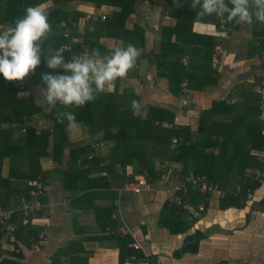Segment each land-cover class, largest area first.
<instances>
[{
    "label": "crops",
    "instance_id": "crops-1",
    "mask_svg": "<svg viewBox=\"0 0 264 264\" xmlns=\"http://www.w3.org/2000/svg\"><path fill=\"white\" fill-rule=\"evenodd\" d=\"M191 3L192 0H136L124 24L125 29L134 34L126 41L118 30L111 37L105 34L99 37L95 49L102 55L129 43L142 50L136 66L105 92L116 90L123 94L127 106H131L132 100L138 101L140 107L132 109V115L139 119H155L168 128L170 123H175L178 129L189 126L195 135L203 115L215 102L222 105L216 106L212 117L205 118L206 122L233 121L241 130L255 123L264 126V52L260 49L261 39L254 35V32L263 33V23L257 19L254 23L252 19L251 24H227L228 36L222 42L217 67L213 68L219 16L212 14L197 19L199 7L193 9ZM42 5L49 11L59 8L69 18H75L70 25L62 22L52 31L69 34L67 38L71 37V42L65 44L71 45L70 50L81 43L86 27L90 36H94L92 31H105L102 27L100 30V23L117 10L109 3L83 0L63 3L50 0ZM250 11L254 18L255 8ZM191 17H194L192 21ZM7 28L0 23V30ZM85 50L90 52L87 45L81 44L75 49V55H82ZM182 59L186 60V65ZM34 75L35 71L23 81H13L18 87L16 95L31 98L49 112L53 106L40 99L42 85L34 83ZM184 81L186 86L182 87ZM20 92L29 94L21 96ZM101 109V104L97 103L93 122L97 131L91 133L83 122H76L75 129L66 125L68 143L61 160L55 161L52 154L41 159L44 191L40 197L47 213L33 223L44 241L30 247L20 244L24 264H120L119 246L124 244L123 239L127 247L144 255L143 259L134 261L127 258L124 264H143L144 260L149 264H264V175L250 199L244 197L243 202L231 203L219 192H212L203 195L197 204V207L204 205L198 218L189 221L191 212L197 208L193 206L194 200L179 208L175 218L171 215L169 199L184 176V163L163 160L166 145L150 140L146 143L147 151L139 155L154 157L146 162L160 172L157 179L146 176V171L138 175L136 164L126 167L115 164L113 141L103 138L98 119ZM245 113L249 115L245 117ZM169 115L172 121H165ZM31 124L47 128L52 121L39 115ZM152 132H142V137L150 138ZM52 146L51 139L49 152ZM171 148H174L172 142ZM72 149L81 153L72 156ZM243 152L242 148L236 153ZM250 155L259 162L264 152L256 153L251 149ZM242 156L246 157L247 153ZM91 159L94 162L90 165L82 164ZM164 163L168 164L167 172L161 169ZM260 166V162L256 166L250 160L245 167L246 177L256 181ZM238 170L239 161L235 160L227 189L241 188L236 177ZM69 171L83 173L77 183L70 184L77 187L75 190L63 186ZM143 177L151 183V189L140 193L120 191L127 183ZM163 221L183 230L175 233ZM193 235L200 236L197 250L177 255L184 240ZM134 242L138 248L132 246ZM4 243L1 239L0 246H5ZM123 251L126 256L128 250Z\"/></svg>",
    "mask_w": 264,
    "mask_h": 264
},
{
    "label": "trees",
    "instance_id": "trees-1",
    "mask_svg": "<svg viewBox=\"0 0 264 264\" xmlns=\"http://www.w3.org/2000/svg\"><path fill=\"white\" fill-rule=\"evenodd\" d=\"M50 0H0V23L9 27L13 26V22L17 17L24 14L26 6L42 5ZM55 3H63L72 0H54ZM93 1L96 4L109 3L117 7L112 15L100 23L99 33L89 35V29L86 27L85 34L82 36V41L76 44L72 50L63 52L62 55L65 61L71 60L75 55V49L81 44L87 45L90 52L98 47V39L102 35L109 37L114 35L116 30L121 32V38L126 41L134 31L125 29V21L129 14L134 9L136 0H83ZM229 8L233 7L230 0H225ZM252 9V8H251ZM228 13H225L226 24L236 26L237 23L227 19ZM49 23L52 25V31L56 30L55 26L62 22L70 25V21L75 18L61 11L59 8L49 11ZM194 17H191V21ZM254 23L256 18L254 17ZM190 21V22H191ZM257 23V22H256ZM102 27V29H101ZM105 32V33H104ZM254 35L261 39V50L264 52V23L263 33L254 32ZM94 37V38H93ZM71 42L70 38H64L62 33H52L45 40L43 47L48 51L54 52L61 45ZM65 74L63 69H49L41 59V64L36 68L33 77L34 83L41 84L40 74ZM190 80V79H189ZM188 85V83H187ZM17 85L13 81H7L0 75V208L12 209L15 211L11 216L0 222V244L3 238L7 223H16L17 228L14 230L16 242H8L5 240L4 245L0 246V264H24V253L21 251L20 244L30 247L34 243H40L42 236L41 232L35 227L32 222L33 218L47 213V208L43 202V207L40 210H33L26 215L22 210L18 209L19 200L21 197H31L30 190L34 189L31 184L33 180H39L42 183L44 174L41 170V159L49 157L51 154L55 161H60L63 157L64 148L68 143L66 125L68 121L65 119L63 123L57 121V114L63 111H70L75 114L76 122H83L91 133L97 131L94 128V117L96 116V104L100 103L102 109L97 114L103 131L105 140L113 141V155L115 164L122 167L136 164L138 166V175L146 174L153 179L160 173L156 168L149 166L146 161L151 155L144 158L140 157V153L147 151L146 143L154 140L156 143L165 144V159L169 162L184 163V176L190 172L196 175L206 176L210 181L215 183L218 189L225 192V201L233 203L234 201L245 200L246 190L253 191L260 183L248 179L245 175V167L249 161H254L258 166V159L250 155L251 149H255L256 153L263 151L264 148V126L255 123V125H246L244 130L241 126L233 121L219 122L213 119L211 123L206 122L205 118L213 115L216 106L222 105V102H215L214 107L206 112L202 117L200 128L195 135L190 127H180L179 129H171L165 126L164 122L157 123L156 120L139 119L138 116L132 115V107L124 104L123 94H119L116 90L112 92H102L97 95V98L82 107L65 106L57 103L49 112H45L40 106L36 105L31 98L17 97ZM42 115L50 119L52 125L45 128L31 124L33 118ZM249 114L245 113L247 117ZM165 121H172V117L166 116ZM18 124V125H17ZM144 124V125H143ZM24 128V130H21ZM155 132H152V130ZM39 131V132H38ZM142 132L153 136L150 138L142 137ZM178 136L182 143L175 148H171L172 137ZM151 137H154L151 138ZM52 139V152L48 151L50 140ZM248 144V146H245ZM243 148V154L236 152ZM233 152V155H230ZM81 153L78 149H72L71 155ZM247 153L246 157H243ZM80 155V154H79ZM162 155V156H163ZM92 160V159H91ZM235 160L239 161V170L236 174L240 181L241 196H235V189H227L231 166ZM94 162H82L83 165ZM258 162V163H257ZM114 164V163H113ZM261 168V166H260ZM82 172L69 171L64 179L63 186L67 190H75L76 186H70L72 182H78L81 179ZM251 180V181H250ZM247 181V183H246ZM77 185V184H76ZM44 191V186H43ZM197 191H192L190 201L193 206L197 207L203 195L198 196ZM41 196V195H40ZM38 199L41 201V197ZM32 198V197H31ZM192 204V203H191ZM171 215L178 217L179 207L171 206ZM30 219L27 224H22V219L25 217ZM171 227L175 233L181 232L183 228H174L171 222H162ZM199 235L189 236L184 240L183 245L177 251V255L185 252H195L197 250V241ZM126 239H123L124 244L119 246L120 264H124L126 259H143L144 255L139 250H131L127 247ZM124 248L128 250L125 256ZM18 249V251H17ZM55 264V263H54Z\"/></svg>",
    "mask_w": 264,
    "mask_h": 264
},
{
    "label": "clouds",
    "instance_id": "clouds-1",
    "mask_svg": "<svg viewBox=\"0 0 264 264\" xmlns=\"http://www.w3.org/2000/svg\"><path fill=\"white\" fill-rule=\"evenodd\" d=\"M231 8L225 0H192L191 7L197 9V19L216 14L225 16L237 24H251L255 8V17L264 23V0H230ZM49 10L44 5L26 6L24 14L17 17L13 26L0 30V75L7 81H23L41 64V59L49 69H63L65 74H40V99L49 106L57 103L70 108L82 107L92 102L99 93L111 90L109 86L117 79H123L132 70L142 54V50L129 43L126 47H114L102 55L98 49L85 50L82 55H74L65 61L62 53L69 47L61 46L48 51L42 42L52 32L49 23ZM20 92L18 95L27 96ZM136 110L140 103L131 101ZM68 121V126L77 127L73 112L63 111L57 114V121Z\"/></svg>",
    "mask_w": 264,
    "mask_h": 264
},
{
    "label": "built area",
    "instance_id": "built-area-1",
    "mask_svg": "<svg viewBox=\"0 0 264 264\" xmlns=\"http://www.w3.org/2000/svg\"><path fill=\"white\" fill-rule=\"evenodd\" d=\"M219 16L218 20V29H217V43L214 46L213 49V68L217 67V61L219 58V55L222 53V42L227 38L228 36V27L226 24V17L225 16ZM69 36L68 33H63V37L67 38ZM62 46L69 47L64 52L69 51L71 49V45L65 44ZM182 63L186 65V60L182 59ZM186 86V81L182 84V87ZM169 127L171 129H178V126L175 123H170ZM21 130H24L22 128ZM39 132V131H38ZM182 141L178 136H174L172 139V146L175 148L177 145L181 144ZM264 152V148H263ZM259 162L261 164L260 170H258L255 179L257 182L261 183L263 175H264V157L259 158ZM161 169L163 172L168 171V164L164 163L161 166ZM148 176V175H146ZM146 177H143L137 181L129 182L127 183L120 191L124 192H130V193H140L144 190L151 189L152 185L147 180L144 179ZM31 184L34 186V189L30 190L31 197H21L19 200V205L17 206L18 209L22 210L24 214L28 215L33 210H40L43 207V203L38 199V196L43 194V186L42 183L39 180H33ZM192 191H197L199 195H210L212 192H219L220 196H224V192H220L217 185L210 181L206 176H200L196 175L195 173L191 172L183 177H181V180L179 184L175 187V192L173 196L170 197L169 203L173 207H184L188 205L190 199H191V193ZM241 188H236L234 195L235 196H241L242 197ZM252 195L251 190H246V199H250ZM204 210L203 203L200 204L195 210H193L190 214L189 221H192L199 217V215ZM15 211L14 208L12 209H2L0 208V222H3L5 219H7L9 216L13 214ZM36 218L32 219V222H36ZM30 222V219L26 216L24 219H22V224H27ZM16 223H7L4 226L5 232H4V239L8 242H16V238L14 235V230L17 228ZM44 241V236H42V239L39 244H41ZM134 248H138V244L134 242L132 244ZM18 251V249H17ZM143 264H149V261L144 260Z\"/></svg>",
    "mask_w": 264,
    "mask_h": 264
},
{
    "label": "rangeland",
    "instance_id": "rangeland-1",
    "mask_svg": "<svg viewBox=\"0 0 264 264\" xmlns=\"http://www.w3.org/2000/svg\"><path fill=\"white\" fill-rule=\"evenodd\" d=\"M200 215H201V214H200ZM200 215H199V216H200ZM2 239H4V237H3ZM4 240H5V239H4Z\"/></svg>",
    "mask_w": 264,
    "mask_h": 264
}]
</instances>
